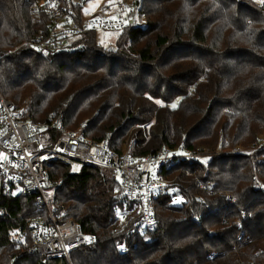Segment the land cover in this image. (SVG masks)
Masks as SVG:
<instances>
[{
    "label": "trees",
    "instance_id": "1",
    "mask_svg": "<svg viewBox=\"0 0 264 264\" xmlns=\"http://www.w3.org/2000/svg\"><path fill=\"white\" fill-rule=\"evenodd\" d=\"M43 1L0 0L4 97L18 104L28 98L35 121L52 115L70 132L116 151L132 146L134 157L181 143L222 148L206 163L159 171L182 199L158 196L155 225L145 232L114 231L117 212L130 206L115 174L52 162L49 174L62 182L57 203L95 236L71 253L72 264H264V191L251 186L255 174L264 184V160L257 161L263 151H230L264 137V3L139 0L142 23L118 31L113 46L86 31L44 55L23 45L48 33ZM0 209V264H57L17 237L25 219L44 216V209L20 195H0Z\"/></svg>",
    "mask_w": 264,
    "mask_h": 264
},
{
    "label": "built area",
    "instance_id": "2",
    "mask_svg": "<svg viewBox=\"0 0 264 264\" xmlns=\"http://www.w3.org/2000/svg\"><path fill=\"white\" fill-rule=\"evenodd\" d=\"M109 2V3H108ZM85 0H46L39 8L51 14L48 33L44 38L24 41L23 45L47 55L59 45L86 31L118 32L128 25H140L142 15L137 0H109L91 11L78 14L77 8ZM52 130L58 132L52 136ZM263 151L257 161L264 160V137L255 147H233L231 152L251 153ZM222 152L219 146L210 150L204 146L185 148L162 147L155 154L134 157L132 151H116L104 141H92L74 134L51 115L48 121H35L27 115V106L18 104L0 92V195L31 198L33 205L44 209L43 216L25 219V227L18 239L39 255L56 260L57 264H72L71 253L95 242L94 235L85 234L80 225L67 214L64 205L57 203L56 195L62 186L60 179L49 174L52 162L60 161L72 170L89 165L98 172H112L123 189L127 209L117 212L114 231L129 227V232H145L155 225L154 201L158 196L171 195L182 199L178 185L159 171L179 162L206 163L207 157ZM200 184V187H204ZM208 188L211 184L206 185ZM253 189L264 191V184L253 177ZM230 204L235 198L227 195ZM3 210L0 209V214ZM240 226V221L238 220ZM125 253L128 247L120 243ZM257 254V253H255ZM238 264H255L252 260H239Z\"/></svg>",
    "mask_w": 264,
    "mask_h": 264
},
{
    "label": "rangeland",
    "instance_id": "3",
    "mask_svg": "<svg viewBox=\"0 0 264 264\" xmlns=\"http://www.w3.org/2000/svg\"><path fill=\"white\" fill-rule=\"evenodd\" d=\"M104 1L107 2L109 0H85L86 3H85V8L83 10H84L85 13H87V12L91 11L92 9H94L95 7H97L99 4L103 3ZM137 1H139V0H137ZM107 32L108 31H105V32L98 31L97 32V40L100 41V45H102L103 47L113 46L114 42H115V40L117 38L118 32H114V33H107ZM20 104L21 105H25V106L28 107L29 99L26 98ZM176 104H177V101L173 102L171 104V106H174ZM261 137H263V136H261ZM218 147L219 146H217L216 148H218ZM121 150H123V151H132V146H128V145H124L123 144ZM207 158H209V157H207Z\"/></svg>",
    "mask_w": 264,
    "mask_h": 264
},
{
    "label": "snow or ice",
    "instance_id": "4",
    "mask_svg": "<svg viewBox=\"0 0 264 264\" xmlns=\"http://www.w3.org/2000/svg\"><path fill=\"white\" fill-rule=\"evenodd\" d=\"M261 3H264V0H260Z\"/></svg>",
    "mask_w": 264,
    "mask_h": 264
},
{
    "label": "crops",
    "instance_id": "5",
    "mask_svg": "<svg viewBox=\"0 0 264 264\" xmlns=\"http://www.w3.org/2000/svg\"><path fill=\"white\" fill-rule=\"evenodd\" d=\"M107 33H114V31H112V32H107Z\"/></svg>",
    "mask_w": 264,
    "mask_h": 264
}]
</instances>
